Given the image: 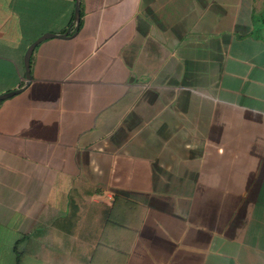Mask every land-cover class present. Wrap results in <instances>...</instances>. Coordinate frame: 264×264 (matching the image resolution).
I'll use <instances>...</instances> for the list:
<instances>
[{
    "label": "crops",
    "instance_id": "0c3cea01",
    "mask_svg": "<svg viewBox=\"0 0 264 264\" xmlns=\"http://www.w3.org/2000/svg\"><path fill=\"white\" fill-rule=\"evenodd\" d=\"M0 0V264H264V0ZM111 196V199H108Z\"/></svg>",
    "mask_w": 264,
    "mask_h": 264
},
{
    "label": "water",
    "instance_id": "95a60500",
    "mask_svg": "<svg viewBox=\"0 0 264 264\" xmlns=\"http://www.w3.org/2000/svg\"><path fill=\"white\" fill-rule=\"evenodd\" d=\"M75 11H74V20H75V28L78 29L79 26V17H80V9H79V1L80 0H75ZM68 33V32H67ZM67 33L62 34V35H55V34H43L40 37H38L36 40H34L30 46L27 48L25 54H24V58H23V63H24V70H25V79H24V83L22 86H20L19 88H16L15 90L6 92L4 94L0 95V102L10 98L20 92H22L29 84V82L31 81V73H30V57L32 55V52L34 50V48L42 41L51 38V37H56V36H60V37H66Z\"/></svg>",
    "mask_w": 264,
    "mask_h": 264
},
{
    "label": "built area",
    "instance_id": "2783aa9c",
    "mask_svg": "<svg viewBox=\"0 0 264 264\" xmlns=\"http://www.w3.org/2000/svg\"><path fill=\"white\" fill-rule=\"evenodd\" d=\"M108 199H111V196H108Z\"/></svg>",
    "mask_w": 264,
    "mask_h": 264
}]
</instances>
